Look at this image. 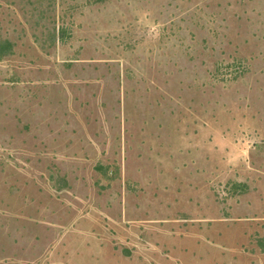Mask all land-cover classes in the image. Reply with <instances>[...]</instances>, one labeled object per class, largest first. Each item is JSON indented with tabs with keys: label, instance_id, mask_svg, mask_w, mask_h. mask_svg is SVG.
Here are the masks:
<instances>
[{
	"label": "rangeland",
	"instance_id": "obj_1",
	"mask_svg": "<svg viewBox=\"0 0 264 264\" xmlns=\"http://www.w3.org/2000/svg\"><path fill=\"white\" fill-rule=\"evenodd\" d=\"M0 264H264V0H0Z\"/></svg>",
	"mask_w": 264,
	"mask_h": 264
},
{
	"label": "trees",
	"instance_id": "obj_2",
	"mask_svg": "<svg viewBox=\"0 0 264 264\" xmlns=\"http://www.w3.org/2000/svg\"><path fill=\"white\" fill-rule=\"evenodd\" d=\"M11 51V44L8 41L0 43V58L8 55Z\"/></svg>",
	"mask_w": 264,
	"mask_h": 264
}]
</instances>
